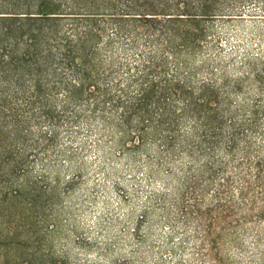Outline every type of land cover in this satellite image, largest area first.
<instances>
[{
  "label": "rangeland",
  "instance_id": "rangeland-1",
  "mask_svg": "<svg viewBox=\"0 0 264 264\" xmlns=\"http://www.w3.org/2000/svg\"><path fill=\"white\" fill-rule=\"evenodd\" d=\"M262 2L241 0L203 23L193 62L206 69L196 78L214 73L217 94L196 87L193 97L216 101L207 126L177 94L173 124L154 105L146 113L107 101L97 112L87 93L76 102L64 90L48 97L51 116L23 106L22 141L8 151L0 141V264H264ZM117 57L102 50L92 61L106 83L140 62ZM93 112L110 121L92 122Z\"/></svg>",
  "mask_w": 264,
  "mask_h": 264
},
{
  "label": "trees",
  "instance_id": "trees-1",
  "mask_svg": "<svg viewBox=\"0 0 264 264\" xmlns=\"http://www.w3.org/2000/svg\"><path fill=\"white\" fill-rule=\"evenodd\" d=\"M240 1L0 0V141L7 142V151L13 142L22 141V107L29 106L37 119V105L47 110L48 97L59 90L76 102L87 93L95 100L97 112H103L107 101L146 113L154 105L170 115L172 124L178 119L177 94L193 120L211 124L218 110L216 101L214 105L206 99L198 103L193 97L196 87L205 96L217 94L214 73L207 71L212 76L208 83L196 78L206 69L194 65L196 39L205 35V21L217 13L238 10ZM108 31L113 33L107 35ZM102 50L110 59L124 52L140 62L126 64L128 77L109 84L108 76L92 63ZM97 112L90 120L106 125L110 117ZM45 113L51 116V111ZM143 120L155 122L152 115ZM161 122L156 120L157 126ZM194 130L190 136L195 137ZM172 134L179 144H188L189 137L176 130ZM17 192L12 185L7 187L9 201Z\"/></svg>",
  "mask_w": 264,
  "mask_h": 264
}]
</instances>
